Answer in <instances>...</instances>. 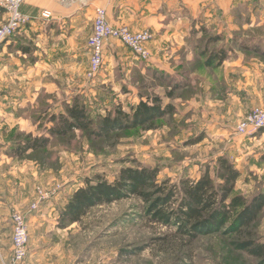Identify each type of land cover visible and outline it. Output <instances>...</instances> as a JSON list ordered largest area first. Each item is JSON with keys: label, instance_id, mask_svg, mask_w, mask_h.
Listing matches in <instances>:
<instances>
[{"label": "rangeland", "instance_id": "rangeland-1", "mask_svg": "<svg viewBox=\"0 0 264 264\" xmlns=\"http://www.w3.org/2000/svg\"><path fill=\"white\" fill-rule=\"evenodd\" d=\"M203 13L189 21L183 39L174 40L173 54L160 56L166 68L152 66L159 59L150 49L153 32L130 28L151 33L149 58L140 59L120 41L109 40L93 79L86 77L88 49L79 46L74 62H60L57 77L45 79V91L33 105L25 102L27 96L4 98L6 87L0 86V141L7 143L0 152L5 156L12 152L8 146L19 139L43 133L44 125H52L50 115L58 114L74 96L85 102L95 122L117 106L129 112L154 96L175 107V113L156 122L155 129L118 132L103 139L74 130L52 136L44 151L10 164L1 162L2 255L10 253V216L19 210L28 223L29 253L44 250L34 256L36 264H264L235 249L240 236L211 234L190 243L174 239L172 228L145 218L146 205L137 198L92 207L81 221L59 226L61 210L77 187L97 179L113 182L126 166L156 167L159 181L177 183L180 178L197 179L205 169L215 178L217 159L223 155L240 171L235 194L251 197L264 191V140L258 132H236V122L256 107L252 90L264 91V65L255 66L252 76L244 65L250 60L264 64V21L252 22L248 7L240 4L226 14L220 7L211 17ZM168 17L172 18L170 11ZM221 47L227 58L219 66L215 62L206 66L209 53ZM229 59L238 64L226 65ZM6 86L12 89L10 83ZM38 189L46 194L43 200ZM33 202L38 206L30 211ZM252 227L253 235L264 242V209Z\"/></svg>", "mask_w": 264, "mask_h": 264}, {"label": "trees", "instance_id": "trees-1", "mask_svg": "<svg viewBox=\"0 0 264 264\" xmlns=\"http://www.w3.org/2000/svg\"><path fill=\"white\" fill-rule=\"evenodd\" d=\"M218 39L214 37L212 40ZM204 52L200 51L199 55H204ZM257 53L261 55L258 49ZM226 58L227 51L221 47L210 52L204 64L212 66L215 62V66H219ZM167 96L171 97L172 92L168 91ZM174 110L172 103H163L160 97L154 96L139 101L129 112L117 106L95 122L85 102L74 96L71 102L63 103L58 114L50 115L52 125H44L43 133H29L26 139H19L8 146L12 151L8 156L20 159L32 152L44 151L52 136H66L74 130L84 132L89 138L103 139L118 132L155 129V123L166 115L174 114ZM257 132L264 133V129ZM200 141L198 138L197 142ZM119 172L113 182L97 179L77 187L61 210L59 226L62 228L81 221L92 207L137 198L146 205L145 218L172 228L170 235L174 239H185L190 243L211 234L240 236L235 249L264 263V242L252 233V226L264 209V191L251 197L235 194L240 171L227 157H218L215 178L209 169H205L197 179L180 178L177 183L168 179L159 181L156 167L139 164L122 167Z\"/></svg>", "mask_w": 264, "mask_h": 264}, {"label": "crops", "instance_id": "crops-1", "mask_svg": "<svg viewBox=\"0 0 264 264\" xmlns=\"http://www.w3.org/2000/svg\"><path fill=\"white\" fill-rule=\"evenodd\" d=\"M239 4L248 7L252 22L254 19L260 23L264 21V0H24L21 12L31 17L30 22L0 46V86L6 87L2 96H27L25 102L33 105L45 91V79L49 76L57 77L60 62H74L78 47L87 48L86 39L92 31L96 7L105 8L107 20L113 26L125 25L135 31L144 28L152 31L154 40L150 49L154 56L159 55V59L157 62L154 59L152 66L157 67L163 62L160 56L165 58L167 53L173 54L176 47L174 40L183 39L189 21L198 19L202 11L204 16L211 17L217 7L222 8L226 14L232 5ZM44 11L50 13L48 18L42 17ZM169 11L172 18L168 17ZM5 19L6 14L0 6V24ZM168 41L171 46H167ZM230 60L226 65L238 64L237 60ZM162 65L166 68L164 63ZM244 65H247L245 69L252 76L254 67L264 64L250 60ZM7 83L12 85L11 90L7 88ZM251 93L256 95V107L264 109L262 88H254ZM258 134L260 141L264 140V133ZM6 146L5 141L0 143L1 148ZM14 160L0 152V165L1 162L13 163ZM38 252L44 250L36 249L29 253L22 264H36L33 258ZM6 256L0 253V264Z\"/></svg>", "mask_w": 264, "mask_h": 264}, {"label": "built area", "instance_id": "built-area-1", "mask_svg": "<svg viewBox=\"0 0 264 264\" xmlns=\"http://www.w3.org/2000/svg\"><path fill=\"white\" fill-rule=\"evenodd\" d=\"M23 2L24 0H0V6L6 14V19L0 25V46L30 22L31 17L21 12ZM94 11L92 31L86 39L89 55L87 79H93L100 72L105 59L104 48L109 40L120 41L140 59L145 60L150 57L147 43L153 38L149 31L135 32L127 26H113L107 20V11L104 7H96ZM49 16V12H42V17ZM260 129H264V109L259 107L251 108L246 116L236 122V132L240 135H251ZM38 193L39 200L46 197L42 190ZM37 206V202H33L29 210L32 211ZM10 220V253L4 258L2 264H22L29 256L28 223L25 214L19 210L11 213Z\"/></svg>", "mask_w": 264, "mask_h": 264}]
</instances>
